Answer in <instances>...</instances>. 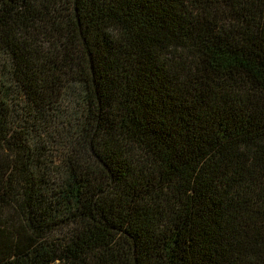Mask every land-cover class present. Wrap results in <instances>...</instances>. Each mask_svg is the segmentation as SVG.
Listing matches in <instances>:
<instances>
[{"label": "trees", "instance_id": "trees-1", "mask_svg": "<svg viewBox=\"0 0 264 264\" xmlns=\"http://www.w3.org/2000/svg\"><path fill=\"white\" fill-rule=\"evenodd\" d=\"M0 264H264V0H0Z\"/></svg>", "mask_w": 264, "mask_h": 264}]
</instances>
